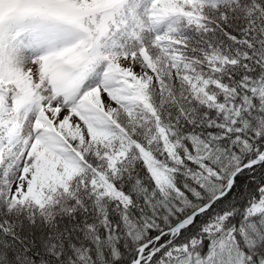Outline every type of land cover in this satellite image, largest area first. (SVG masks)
<instances>
[{"label": "snow or ice", "instance_id": "1", "mask_svg": "<svg viewBox=\"0 0 264 264\" xmlns=\"http://www.w3.org/2000/svg\"><path fill=\"white\" fill-rule=\"evenodd\" d=\"M0 264H264V0H0Z\"/></svg>", "mask_w": 264, "mask_h": 264}]
</instances>
